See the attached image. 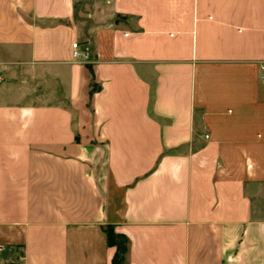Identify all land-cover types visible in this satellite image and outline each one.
Returning a JSON list of instances; mask_svg holds the SVG:
<instances>
[{
  "label": "crops",
  "instance_id": "0c3cea01",
  "mask_svg": "<svg viewBox=\"0 0 264 264\" xmlns=\"http://www.w3.org/2000/svg\"><path fill=\"white\" fill-rule=\"evenodd\" d=\"M263 67L264 0H0V264H264Z\"/></svg>",
  "mask_w": 264,
  "mask_h": 264
},
{
  "label": "trees",
  "instance_id": "16d2710c",
  "mask_svg": "<svg viewBox=\"0 0 264 264\" xmlns=\"http://www.w3.org/2000/svg\"><path fill=\"white\" fill-rule=\"evenodd\" d=\"M108 243L112 247L117 248L116 255L113 260V264H122L123 255L127 251L126 239H123L122 236L116 234L113 230L108 231Z\"/></svg>",
  "mask_w": 264,
  "mask_h": 264
},
{
  "label": "built area",
  "instance_id": "2783aa9c",
  "mask_svg": "<svg viewBox=\"0 0 264 264\" xmlns=\"http://www.w3.org/2000/svg\"><path fill=\"white\" fill-rule=\"evenodd\" d=\"M81 45L80 43H74L72 45V48H73V58L74 60L76 61H80V62H83V63H87L90 61V56L87 52H83L81 50ZM263 70H264V67H263Z\"/></svg>",
  "mask_w": 264,
  "mask_h": 264
},
{
  "label": "rangeland",
  "instance_id": "374dc122",
  "mask_svg": "<svg viewBox=\"0 0 264 264\" xmlns=\"http://www.w3.org/2000/svg\"><path fill=\"white\" fill-rule=\"evenodd\" d=\"M88 63V62H87ZM87 63H85V64H87Z\"/></svg>",
  "mask_w": 264,
  "mask_h": 264
}]
</instances>
